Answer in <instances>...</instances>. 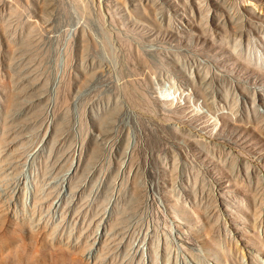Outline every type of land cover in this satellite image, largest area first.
Wrapping results in <instances>:
<instances>
[{
  "label": "rangeland",
  "instance_id": "1",
  "mask_svg": "<svg viewBox=\"0 0 264 264\" xmlns=\"http://www.w3.org/2000/svg\"><path fill=\"white\" fill-rule=\"evenodd\" d=\"M0 264H264V0H0Z\"/></svg>",
  "mask_w": 264,
  "mask_h": 264
}]
</instances>
